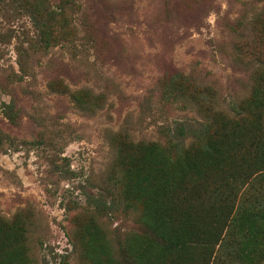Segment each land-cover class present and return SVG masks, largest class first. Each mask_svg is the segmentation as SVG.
Masks as SVG:
<instances>
[{
  "label": "rangeland",
  "instance_id": "rangeland-1",
  "mask_svg": "<svg viewBox=\"0 0 264 264\" xmlns=\"http://www.w3.org/2000/svg\"><path fill=\"white\" fill-rule=\"evenodd\" d=\"M73 2L69 41L40 48L29 8L0 0V264H264V225L260 244L245 226L264 217V163L243 161L255 132L236 127L264 70V0ZM178 73L189 85L168 96ZM198 83L213 91L208 134L229 160L156 197L144 146L203 120ZM185 207L200 230L228 237L213 259L168 245L158 212ZM226 213L236 230L221 228Z\"/></svg>",
  "mask_w": 264,
  "mask_h": 264
},
{
  "label": "trees",
  "instance_id": "trees-1",
  "mask_svg": "<svg viewBox=\"0 0 264 264\" xmlns=\"http://www.w3.org/2000/svg\"><path fill=\"white\" fill-rule=\"evenodd\" d=\"M12 2L13 4L17 3V5L29 8L31 23L35 26L38 36L37 40H35V44L38 47L46 48L49 45H53L56 42V38L64 42L69 41V35H72V32L68 28L69 22L65 13L69 7L75 6L73 0H58L56 4L49 7L40 5L39 0H12ZM261 68L264 69V64ZM260 74L256 86L251 89L247 98L248 107L245 106L242 110L243 112L247 111V113L252 114L247 121L248 124L236 126L242 130L249 131L250 134L255 132L254 137L250 135L253 139L249 144H246V158L243 161L247 160V163H264V115H259V112L264 111V70ZM187 82V78L178 73V78H173L169 82L172 84L168 96L180 94L186 88L184 85H189ZM191 86L193 88L191 92L192 98L197 108L203 110V112L200 111L203 120L174 123L170 126L169 130L165 129L166 134L161 143L154 142L156 144L154 150L145 145V150L141 155V163H156L155 165H144L143 174L148 192L155 189L157 193L156 197L160 193L171 190L184 192V189L180 190L178 188L192 187L194 183L196 184L202 179V176L208 172L209 168L212 170L214 168L219 169L222 163H227L229 160L230 152L222 143V137H219L218 133L213 135L208 134L210 119L207 112L209 113L213 110L209 107L211 106L210 100L213 98L212 89L210 90L207 86H202L199 83ZM231 131L234 135H237L236 138L244 137L235 130ZM186 136H191L193 140L201 141V143L193 145L192 140L183 146ZM238 145L243 146L245 143L240 141ZM195 149L198 150L196 151ZM222 155L225 158L222 159ZM187 159L190 160L188 161ZM243 161L238 163H243ZM133 171L135 175L138 174L137 170L134 169ZM222 205L224 209H229L230 202L227 197H225L223 202L221 201V209ZM160 214L161 210L158 212L160 216L159 220L167 219L170 225V230L163 231L166 237L168 236L166 238L169 242L168 245L173 247L195 245L199 261L213 259L215 253L221 247L229 245L228 237L224 238L220 230H200L196 215L192 217L187 207L171 209L166 217L161 218ZM223 216L224 224L221 223V228L226 226L228 230H234V228L236 230L238 225L242 223L234 217L230 218L228 213ZM263 225L264 217L255 222L250 221L245 225L248 228L250 238L251 235L253 237L252 242L261 243L263 238L261 228ZM197 232L200 233V237L196 240L193 234ZM232 235L230 234V239ZM241 252L240 254L236 253L240 255L237 258L243 259L247 255H241Z\"/></svg>",
  "mask_w": 264,
  "mask_h": 264
}]
</instances>
